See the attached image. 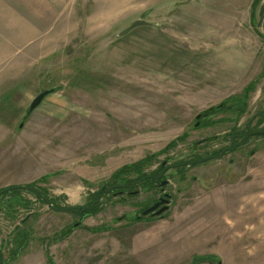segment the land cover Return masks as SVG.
<instances>
[{
    "label": "rangeland",
    "instance_id": "1",
    "mask_svg": "<svg viewBox=\"0 0 264 264\" xmlns=\"http://www.w3.org/2000/svg\"><path fill=\"white\" fill-rule=\"evenodd\" d=\"M262 110L264 0H0V190L81 210L170 167L93 213L0 194L2 263L264 264V137L218 157Z\"/></svg>",
    "mask_w": 264,
    "mask_h": 264
},
{
    "label": "water",
    "instance_id": "2",
    "mask_svg": "<svg viewBox=\"0 0 264 264\" xmlns=\"http://www.w3.org/2000/svg\"><path fill=\"white\" fill-rule=\"evenodd\" d=\"M146 24H149V22L143 20V19H136L134 20L128 27L122 29L118 34L121 36V35H124L126 34L128 31H130L131 29L137 27V26H141V25H146ZM54 89H46V90H43L41 91L40 93H38L34 98L33 100L31 101L29 107H28V112H31L33 111L40 103L41 101L43 100V98L48 95L49 93L53 92ZM234 148V146L232 148H229V150H232ZM223 153L221 152L218 157H220ZM158 177H162V175H158ZM167 181L166 180H163L161 182V185L165 184ZM21 188H27V189H30L32 191H34L37 195H39L40 199H42L43 201H45V203L47 204V206L56 211V212H60V211H64V212H67V211H71V210H79L80 208L77 207V206H74V207H67V208H62V209H58L56 207H54L52 205V202L51 200L47 197V196H44V195H41L36 189L32 188V187H29V186H24V185H15V186H10V187H6L2 190H0V194H2L3 192H8L9 190H13V189H16V190H19ZM110 190H112V188H110ZM105 192V186H102L98 191H96L95 193V202L91 204L90 207H83L82 208V211L84 209L86 210H89V209H92L94 206H95V203L99 202L100 201V194L101 193H104ZM168 196L169 194H165L164 197H161L159 198L155 203H153L152 205H150L148 208L144 209L140 215L137 216V219L140 218L141 216H145V215H160L162 212H164L165 210H167L168 208V204H169V199H168ZM2 255H1V251H0V264H3L2 263ZM218 264H221V261H218Z\"/></svg>",
    "mask_w": 264,
    "mask_h": 264
},
{
    "label": "trees",
    "instance_id": "3",
    "mask_svg": "<svg viewBox=\"0 0 264 264\" xmlns=\"http://www.w3.org/2000/svg\"><path fill=\"white\" fill-rule=\"evenodd\" d=\"M220 107V106H219ZM241 107V106H240ZM239 110V112H242L241 108L235 107ZM254 119L257 120V124L255 127H251V135L253 136H263L264 137V126L259 127L260 124L263 122L264 120V110L260 111L259 114L255 115ZM249 134V135H250ZM248 135H246L247 137ZM144 161L143 160H139L136 161L135 163L132 164H127L122 166L121 168H119L114 174H113V179L115 180L113 182V184H117V180H122L123 183H131V182H135V181H139L140 179H145L146 175L143 171H142V163ZM158 172V171H157ZM130 174H133V177L130 176ZM149 184L154 183V181H148ZM111 184V185H113ZM121 184V183H120ZM29 187L34 188V185H29ZM20 190V189H19ZM19 190L13 189V190H9L8 192H3L1 195H5L7 193H15L18 192ZM36 190L43 195L44 193L41 192L38 188H36ZM35 194V196L42 202H44L43 200L40 199L39 195H37L35 192H33ZM95 194L93 195V199H95ZM97 210V204L95 205V207L93 209L90 210V212L88 213H93ZM27 234L24 231H18L17 235L15 236V245H16V249L13 251L12 253V258L17 257L22 250L26 247L27 243H28V239L26 238Z\"/></svg>",
    "mask_w": 264,
    "mask_h": 264
},
{
    "label": "flooded vegetation",
    "instance_id": "4",
    "mask_svg": "<svg viewBox=\"0 0 264 264\" xmlns=\"http://www.w3.org/2000/svg\"><path fill=\"white\" fill-rule=\"evenodd\" d=\"M251 124L250 123H248L247 124V127L245 128V129H243V130H241L238 134H234L233 136H231V138H230V144H231V147H223V149L221 150V152L223 153V154H225V153H228V152H230L231 150H229V148H232L233 146H234V148L233 149H235L236 147H237V144L239 143L238 142V140L240 141H242V138L244 139V138H246V135H249L250 133H251V126H250ZM220 152V153H221ZM179 164V163H178ZM177 164V165H178ZM171 166H173V165H171ZM170 169V167L169 166H165V167H162L157 173H152V174H149V175H146L145 177V179H140L139 181H135V182H131V183H121V184H113V185H110L109 187H108V189H105V192H107V191H109L110 190V188H112V190H110L111 192H125V193H133V192H136V190L135 191H133V189L135 188V187H137V186H141V185H147V184H149V182L148 181H154V183H158V185H160V186H163V185H161V182L163 181V179H164V177H165V174H166V172L168 171ZM162 175V177H158V175ZM166 184V183H165ZM105 188H106V186H105ZM109 191V192H110ZM166 193L165 192H163V195H165ZM161 197H164V196H158L157 197V199H156V201L159 199V198H161ZM170 198V195L168 196V199ZM155 201V202H156ZM154 202V203H155ZM72 211H82V209L81 210H72ZM83 211H86V209H84Z\"/></svg>",
    "mask_w": 264,
    "mask_h": 264
},
{
    "label": "crops",
    "instance_id": "5",
    "mask_svg": "<svg viewBox=\"0 0 264 264\" xmlns=\"http://www.w3.org/2000/svg\"><path fill=\"white\" fill-rule=\"evenodd\" d=\"M22 183V182H21ZM9 185H12V184H9ZM14 195H16V194H14ZM18 195V194H17ZM23 224H25V222L23 223Z\"/></svg>",
    "mask_w": 264,
    "mask_h": 264
}]
</instances>
